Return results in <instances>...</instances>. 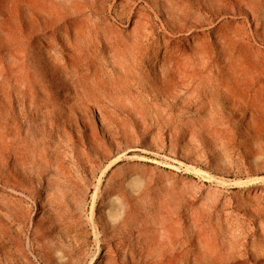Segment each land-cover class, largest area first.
Segmentation results:
<instances>
[{"label":"rangeland","instance_id":"rangeland-1","mask_svg":"<svg viewBox=\"0 0 264 264\" xmlns=\"http://www.w3.org/2000/svg\"><path fill=\"white\" fill-rule=\"evenodd\" d=\"M9 1L0 0V20ZM225 1L237 6L236 15L229 6L214 13L207 0H176L194 15L181 23L164 10L167 0H41L45 12L60 16L56 27L66 32L70 26L76 52L66 66L46 63L39 53L44 62L37 68L34 49L28 65L50 78L41 99L51 105L59 97L71 121L59 138L54 133L56 143H47L56 153L41 156L34 149L42 138H35V107L16 97L5 107L1 124L11 146L0 152V264H76L66 261L69 246L83 264L93 258L97 264L108 238L120 236H147L159 249L173 247V262L179 252L193 261L208 252L228 264H264V236L256 232L264 234V0ZM200 13L208 17L197 18ZM138 14L149 15L143 25L152 39L171 33L168 40L179 42L181 51L213 68L215 79L229 83L227 94L207 81L206 106L198 108L183 81L169 85L175 74L163 75L154 62L134 64ZM191 29L202 35L194 50L185 38ZM104 116L130 121L140 141V150L110 168L124 151L103 161L104 153L89 146L94 127L108 132ZM45 121L50 125L49 117ZM68 139L77 143L78 158L60 143ZM236 229L244 236H232Z\"/></svg>","mask_w":264,"mask_h":264},{"label":"bare ground","instance_id":"bare-ground-1","mask_svg":"<svg viewBox=\"0 0 264 264\" xmlns=\"http://www.w3.org/2000/svg\"><path fill=\"white\" fill-rule=\"evenodd\" d=\"M35 1H37L36 4L39 7L35 4ZM207 1L213 7L212 10L214 13L216 12L218 13L224 10L228 6H229V10L231 12H234V15L238 13V11L236 10L237 6L234 5L232 2H228L225 0H207ZM25 3H28L27 9H24L26 5ZM7 6H8L7 8L8 13L5 14L0 20L1 22L0 23V152H2L3 150L5 151L9 145V144L8 145L6 144L8 142L6 141L7 135H6V132L4 131V128H6V126L3 127L1 124V122L4 123V121H2V118L4 117L5 112H6L5 107L7 104L8 106L9 105L12 106L14 102V97H16L15 100H17L21 104L25 103L26 101H29L31 108L35 107V125H34L35 126V129H34L35 138H37L39 134L42 135L41 139H36L35 143L37 145L35 146L36 148H34L36 150L35 154L41 155V156H48L49 152L56 153L58 149L57 150L51 149L47 143L49 141L50 142L54 141L53 139L55 137L54 136L55 132H57L58 138L60 137L61 133L66 132L65 125L71 121V117L65 115L64 113L60 111L58 103H61V101L59 97H57L56 102L51 105L45 103L44 100L41 99L42 97L41 95H45L46 91H48L47 82L49 81L48 79L50 78H48L45 75V73H43L42 77L39 75L40 72L37 69L38 68L37 64L38 63L43 64L44 62L43 59L45 58L44 60L46 63H48L49 61H52L53 64H56L55 66H66L67 56L71 55L72 57L74 53L76 52L75 44L71 40L70 31H68L70 29V26H69V29L68 28L66 29V32L61 30V27H56V25L54 24L60 22V19H61L60 16L54 12H45L43 10L45 8L41 0H10ZM179 6L180 5L176 2V0H167V6L164 7L165 9L164 8L163 9L167 11L166 13L170 14L172 17H176V20L181 23L187 21L190 18V16H194L189 12L188 8L185 9L184 8L185 6H184L183 7L184 9H181L182 7L179 8ZM138 15L135 16V26H134L135 39H134L133 44L131 45L132 46L131 54L133 55V58H134L133 59L134 64L139 65L143 62H146L152 65L150 62H154L157 64V66L160 67V70L162 71L163 75L164 74H175L177 77L173 78L174 80L169 79L167 81L169 85L171 87L177 86L178 80L183 81L184 83L183 86L187 88L186 91H187L188 96L193 97V99H195L198 102L199 104V106H197L198 108L199 107L202 108L206 106L205 98L207 96L206 95V92L208 90L207 88H209L207 81L212 82L215 85V89L220 91L221 94L223 90L227 94L229 83L225 84L223 79H221L220 81L215 79L213 68H208V66H202V65L200 66V64L198 65L193 59L191 53H189V50L188 51L186 50L187 48L181 51L183 48L179 46L178 44L179 42L176 43V42H171V39L168 40V36H171V33H166V34L162 33V38L160 37L161 39L155 36H153V39H152L151 36L153 35L154 32L149 31V30L147 31L148 33L145 32L147 26L145 27V25H143L149 19V15L148 14L143 15V16L141 14L139 16ZM206 16L207 15L201 14L197 18L206 19ZM223 17H225V15ZM209 19L212 23L215 21V17H209ZM233 20H235L234 24H236V22L238 21V19L234 17H233ZM218 29L219 28L216 29V32L218 34H221V32L219 33ZM191 30L192 32L188 33V34L190 33L191 34L190 35L187 34L189 37L187 36L185 38H187V41H188L187 42L189 45L188 48L189 49L191 48L192 50H194L195 43L201 39L200 38L199 40H197V38L201 34L197 32L196 29H191ZM222 35H223L222 37H224V34ZM34 49H35V61L34 62H35V66L37 67L36 68L37 70L32 69V67L28 65L29 61L31 59L33 60V57H34L33 50ZM125 50L127 51V49ZM39 53L42 57H44L43 59L41 58V56L39 57ZM186 55H188L189 57L188 58L185 57ZM218 70H219V73L223 76L224 68L221 65H218ZM154 75L157 76V73ZM14 94L15 96H13ZM64 98L67 99L68 98L67 95H65ZM190 103L192 104L193 102H190ZM189 108H191V106ZM142 110L144 111V109ZM105 114L106 113H104V115ZM48 117L50 119V125H47V122L45 121ZM142 117L146 119L144 115H142ZM43 118H45V120H43ZM170 118L171 117H169V119ZM38 120H40L41 122H37ZM101 124L106 127L108 132L105 135V132H103V129L101 126L98 128L94 127L91 130V134H90L91 139L89 142V146L96 153H99L100 151L104 153L103 161L110 159L114 157L116 154H119L124 151L123 153L115 157V159L111 160L107 168H110L112 165L117 164L118 162L122 160L124 156L132 153L133 151L140 150V148L138 147L140 141L135 138L134 132L132 131V128H131L132 126L130 125L131 124L130 121L123 119L121 117H117V116H115V118L113 117V119H108L106 116H104ZM151 126L150 124L144 125L142 128V131L143 132L150 131L151 128L153 127ZM77 130L80 136L81 135L80 126L77 128ZM120 130H122V132H120ZM155 133L157 134V132ZM156 134L153 136H156ZM120 138H124V143ZM25 140L26 139H24L23 142H25ZM41 142L43 144H41ZM113 142L116 143V147L113 146ZM60 143L62 144V146H65L68 149L70 153V154L68 153V155H70L72 158L74 157L78 158L79 153L77 150L78 149L77 143L75 141H73L72 139H68L66 144H64L65 142L62 143L61 141ZM41 145L43 147L40 148ZM28 152L29 151H27V153ZM28 157H29V153H28ZM84 157L92 161L89 155L85 154ZM23 159H24L23 157L19 158V156L17 155V160H23ZM0 161H3V160H0ZM13 171L14 170H12V173H15ZM218 223H219V226H218L219 234L223 235L224 234V223L222 222H218ZM256 232L264 236V234H262L259 229L256 230ZM219 234H217V236H219ZM232 236H244V234L242 235V232L240 231L238 232L236 229V232H234ZM109 238L111 240H109ZM109 238H108V241H109L108 247L104 251L103 255L97 259L96 261L97 264H215V263L216 264H228L225 262L226 259L224 256L220 257L219 260L215 261L214 258L211 257V255H209L208 252H205L204 254H200L196 256L194 258V261L189 256H184V255L181 256L179 252L178 253L179 256L177 257V260L173 262L171 257L174 254V248L166 246V249H165V246H163L159 249L157 247V244L153 242V240L147 236H137L136 240H134L132 236H127V237L120 236L117 239L114 237H109ZM166 254H168V257L163 256ZM65 256L67 257L68 260L66 261L68 262H72L76 260V264H83V261L80 258L76 259L77 257H76L75 248L72 246H69L68 252L65 253ZM198 257H200L199 261H198ZM93 262H94V258L92 259L91 263Z\"/></svg>","mask_w":264,"mask_h":264}]
</instances>
